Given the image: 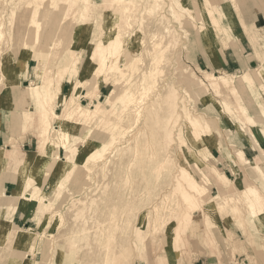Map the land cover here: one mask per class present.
<instances>
[{
    "label": "rangeland",
    "instance_id": "rangeland-1",
    "mask_svg": "<svg viewBox=\"0 0 264 264\" xmlns=\"http://www.w3.org/2000/svg\"><path fill=\"white\" fill-rule=\"evenodd\" d=\"M101 1L0 0V102H12L5 118L17 128L23 118L48 160L42 174L21 178L24 210L38 224L29 231L41 238L13 236L21 230L0 202V264H195L201 243L219 264H264V181L250 165L264 134L256 140L218 107L241 97L264 128V0ZM238 58L235 71L227 60ZM207 72L236 76L238 90L202 85ZM244 72L254 91L239 81ZM44 81L49 101L42 85L38 100L30 91ZM71 97L94 110L90 119L66 116ZM183 106L201 120L188 122ZM40 107L52 146L42 143ZM239 167L244 183L233 179Z\"/></svg>",
    "mask_w": 264,
    "mask_h": 264
},
{
    "label": "bare ground",
    "instance_id": "bare-ground-1",
    "mask_svg": "<svg viewBox=\"0 0 264 264\" xmlns=\"http://www.w3.org/2000/svg\"><path fill=\"white\" fill-rule=\"evenodd\" d=\"M5 1V0H4ZM85 1H90V0H85ZM176 1H180V0H176ZM102 2V1H101ZM191 2V0H190ZM2 3V2H0ZM108 3V0H103V2L101 3V5H105ZM202 4L204 5V1H202ZM192 16H194V11L190 14ZM1 17H3V14L1 16L0 14V19ZM2 21H0V25L2 24L1 23ZM203 27V26H202ZM1 38V37H0ZM1 40V39H0ZM254 41V40H253ZM252 41V42H253ZM255 43V42H254ZM20 53V51H19ZM90 59H88V61L86 62V65H85V71L87 69L90 68ZM263 59V58H262ZM262 62V61H261ZM263 64V63H262ZM263 67V65H261L258 69H257V74L258 76L260 75L259 74V69H261ZM9 71V69H8ZM44 72V71H43ZM260 77V76H259ZM235 78L236 76H233V75H229L227 73H223L221 75H216L214 73H206V80L207 82H205L204 80L200 79V83L202 85H207V86H210L212 87L214 90L215 88L219 87L221 88V86H224V87H227L228 89L230 90H238L237 89V86L235 84ZM197 80V79H196ZM241 80V83L245 84L247 86V88L249 90H252L254 91V88H255V79L253 78L252 74L250 72H244L242 75H241V79L239 78V81ZM34 84V83H33ZM232 85L229 87V85ZM43 86V90H44V93H42V96L47 100L49 101L48 99V95H49V89L52 85H48L45 81L43 84H39V85H33L30 89V91H32V93H34L35 96H37V93H38V97H36V99L38 100L41 96H40V86ZM103 84L101 83L100 84V87L102 86ZM194 85V84H193ZM196 88V87H194ZM129 89V88H128ZM126 91V90H125ZM216 91V90H215ZM193 92V91H192ZM213 92V91H212ZM111 93V92H110ZM169 93V92H168ZM234 93V92H233ZM28 95V94H27ZM71 95V91L69 92V95H66L64 99H67L69 96ZM238 95H239V92H238ZM258 95V94H256ZM159 96V94L157 95ZM162 96V95H161ZM159 96V97H161ZM189 96V95H188ZM240 96V95H239ZM157 97V98H159ZM192 97V96H191ZM212 97V95H211ZM126 98H129L130 100L133 99V96L128 93V94H125V95H119L117 96V98L115 100H112L110 98L111 101H116V100H119V101H125ZM155 98V97H154ZM63 99V100H64ZM238 102L237 106L230 100L228 102V104H224V103H218V107L220 108V111L221 113L223 114L224 117H226L229 122L233 123V124H237V123H240V124H237L238 127L244 131L245 129H247L252 135L253 137L256 139L259 138V134L260 133H263L264 134V128L262 129H259L256 127V121L254 119V117L250 114L248 108H247V105L243 102L242 98L238 97L235 98ZM170 100V99H169ZM176 100V99H175ZM234 100V99H233ZM66 101V100H65ZM153 101V100H152ZM155 101V100H154ZM261 101V100H260ZM176 102V101H175ZM67 108H70L71 109L73 108L72 110V113H67L66 116H69V117H73V116H77L79 119H90L91 117V114L94 113V110L91 111L88 107L86 106H83L81 105L79 102H75V97H71V99L69 100V102L67 101ZM133 103V102H132ZM151 103V102H150ZM155 103V102H154ZM262 103V109H261V115L263 116L264 118V103ZM131 104V103H130ZM184 105V104H183ZM251 105V104H250ZM173 106V105H171ZM184 107V110L185 111V114H186V120L189 121H192L193 124H195L197 121L201 120L200 116L199 115H195L193 114L192 112H190V110L186 107V106H183ZM136 108V107H135ZM42 109V110H41ZM53 111L52 113H54V115L57 117L59 116V114H57L55 111H54V108L52 107ZM99 109H101L100 107L97 106V109L95 110V112H97ZM182 109V108H181ZM40 118H41V122L39 124V127L41 128L40 130V133L44 136L43 138V141L42 143L43 144H46L48 142L49 145H54V142H52L51 140L49 141V138H47L46 136L50 135V130H51V121L49 119V117L47 116L46 112L43 110L42 107H40ZM134 110V109H133ZM150 110V109H149ZM146 111V110H145ZM138 112H140L138 110ZM137 112V113H138ZM131 113V112H130ZM136 113V115H137ZM151 113V112H150ZM184 113V112H183ZM127 114V113H126ZM140 114V113H139ZM173 115V114H172ZM20 116V115H19ZM184 116V115H183ZM61 117V116H60ZM174 117V115H173ZM242 117L245 118V121L248 122V124L250 125V127H247L244 122H243V119ZM54 118V117H53ZM204 119L202 121V123L200 124V126L202 128H204V130L206 131V129H208V121L210 119L207 120V118L205 116H203ZM212 119V118H211ZM19 120V119H18ZM17 120V121H18ZM172 121V119H170ZM47 122V123H46ZM46 124V126H45ZM19 126V125H18ZM44 126H45V129H44ZM62 126V125H61ZM245 126V127H244ZM11 128V127H10ZM171 128V127H170ZM17 129V128H16ZM67 128H65L64 126L61 127V129H59V133L61 134V137H63L64 139H68L69 135L67 133ZM18 130V129H17ZM16 130V131H17ZM49 130V132H48ZM248 132V133H249ZM39 133V134H40ZM17 134V133H16ZM14 134V135H16ZM209 137L214 141V137L213 135H209ZM71 138V137H70ZM138 138V137H137ZM250 138V137H249ZM48 139V140H47ZM257 140V139H256ZM215 142V141H214ZM62 144V143H61ZM63 144L66 146V143L63 142ZM205 144V143H204ZM136 145V144H135ZM48 146V145H47ZM235 146V145H234ZM242 151V149H239V153ZM260 151V150H259ZM241 154V153H240ZM259 154V153H258ZM262 155H258L257 156V159H255V161L251 162L250 165H251V168L256 170L258 173H261L263 174V181H264V170L262 169V164H264V151H262L261 153ZM194 158L197 159L196 160V163L198 164V166L200 167L201 171L203 172V174L205 175L206 177V180H205V183H209L210 182V178L208 177V173H206L204 171V168H205V162L202 161L196 154H194ZM212 158L211 156V152L208 151V156L207 157H204V159H209ZM39 160V157L35 154V153H28V155L25 157L23 163L21 164V167L22 169L25 171L26 174H29V173H34V171H37L38 173L42 174L43 170L45 169V165L47 163V160L46 161H43L42 163L44 165H37V162ZM208 160V161H209ZM123 166V165H121ZM189 166V165H188ZM190 170V169H189ZM235 173L238 172V169H234ZM237 171V172H236ZM208 174V175H207ZM197 180V179H196ZM198 181V180H197ZM196 181V182H197ZM231 182L227 183V185H229ZM26 182H25V179H22L20 180V184H19V188L15 191V192H18V193H15L14 196H10L8 199H3L1 198L0 199V202L1 203H4V208L6 209L7 211V214H8V218L5 220V221H10L11 220V215H12V212H14L17 208V203H13L11 200H14L15 202H17L18 200L21 199L22 197V192L23 190L25 189L26 190ZM196 188L203 194V193H206V187L204 185H202L201 183H199V181L196 183ZM264 189V188H263ZM30 195V194H29ZM34 195V194H33ZM31 200H35L34 197L32 196L31 197ZM40 205H43V201H40ZM4 223V222H3ZM1 224L0 225V240L4 237V229H5V225L4 224ZM21 231L18 233H13V236H21L22 234H28L30 235L31 239L33 240V243L34 241H39L40 240V235L32 232V231H29L28 229H20ZM35 237H37V240H35Z\"/></svg>",
    "mask_w": 264,
    "mask_h": 264
},
{
    "label": "crops",
    "instance_id": "crops-1",
    "mask_svg": "<svg viewBox=\"0 0 264 264\" xmlns=\"http://www.w3.org/2000/svg\"><path fill=\"white\" fill-rule=\"evenodd\" d=\"M240 60V58H238L237 60L229 59L227 60V64L228 66H232V69H234L235 71H238L241 69ZM11 104L12 102L10 100H6L4 101V103L0 102V149H2V154L0 155V197L4 196L6 198L14 196L15 191L19 188V181L21 180V178H24L25 171L21 169V162L24 161L28 153H37L39 151L38 139L35 136L31 135V133H24L23 118L21 120L22 123L20 124V126H18V128L16 122L12 126L11 124H9L11 123V121H8L7 118L9 117V115L11 116ZM5 116H7V118H5ZM12 121L14 122V118L12 119ZM16 128L18 129V132L16 131ZM14 134L18 136V139H16V135ZM213 151L214 153H216L219 152V149L215 147L213 148ZM243 151L246 150L244 149ZM38 157L39 160L37 162V165L46 160L43 157ZM34 173H36V171H34ZM232 173L235 175L233 179L239 178L243 183L246 178L249 179L247 173L243 172L240 167L237 173H235V171L232 169ZM47 187L52 188L49 181L47 182V177H44L43 183L40 184V189H43V191H45ZM24 194H29V191H27L26 189ZM14 203H17L18 206L15 215L11 219L13 227H17L19 229L24 228L28 230L38 227L37 221L32 217V215H28V213L24 210L25 207H29V205L26 204V201L24 199H20L17 202L14 201ZM218 228L220 229L219 226ZM219 232L222 233L221 231ZM219 244L224 245V243ZM201 246L202 248L198 250L199 254L194 263L219 264L217 255L210 254L209 248L206 247L204 243H201ZM223 250L224 249L222 248L221 257H223L224 254ZM222 260L224 259L222 258Z\"/></svg>",
    "mask_w": 264,
    "mask_h": 264
}]
</instances>
